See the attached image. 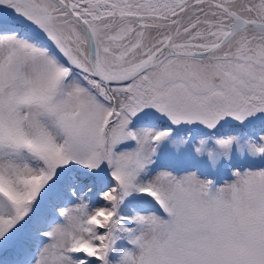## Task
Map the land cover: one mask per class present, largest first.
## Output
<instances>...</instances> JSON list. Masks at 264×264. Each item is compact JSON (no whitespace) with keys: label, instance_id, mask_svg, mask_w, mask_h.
Returning a JSON list of instances; mask_svg holds the SVG:
<instances>
[{"label":"snow or ice","instance_id":"snow-or-ice-1","mask_svg":"<svg viewBox=\"0 0 264 264\" xmlns=\"http://www.w3.org/2000/svg\"><path fill=\"white\" fill-rule=\"evenodd\" d=\"M0 264H264V0H0Z\"/></svg>","mask_w":264,"mask_h":264}]
</instances>
